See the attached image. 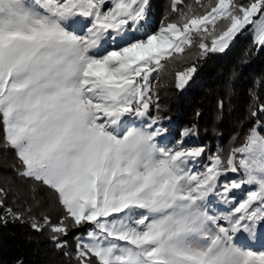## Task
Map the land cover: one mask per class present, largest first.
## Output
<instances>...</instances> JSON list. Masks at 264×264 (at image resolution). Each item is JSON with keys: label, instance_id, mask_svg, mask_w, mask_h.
I'll use <instances>...</instances> for the list:
<instances>
[{"label": "snow or ice", "instance_id": "snow-or-ice-1", "mask_svg": "<svg viewBox=\"0 0 264 264\" xmlns=\"http://www.w3.org/2000/svg\"><path fill=\"white\" fill-rule=\"evenodd\" d=\"M182 4L153 29L150 0H0V144L34 204L43 191L62 213L6 207L0 187V224L47 228L60 250L86 228L76 264H264L242 241L264 230V102L241 143L209 151L187 144L195 124L171 135L153 86L182 91L245 30L264 50V0Z\"/></svg>", "mask_w": 264, "mask_h": 264}, {"label": "trees", "instance_id": "trees-1", "mask_svg": "<svg viewBox=\"0 0 264 264\" xmlns=\"http://www.w3.org/2000/svg\"><path fill=\"white\" fill-rule=\"evenodd\" d=\"M187 4L195 5V0H183L180 6ZM165 16L175 19L170 0H150L149 22L153 29L158 28ZM195 63L197 72L182 91L175 89L171 75L162 74L159 82L153 80L159 102L166 109L161 114L170 118L167 123L172 136L178 137L185 127L195 124L199 134L188 139L187 144L205 146L209 151L222 146L227 151L233 134L239 137L236 143H241L253 123L245 119L249 105L253 101L264 102V50L257 51L252 32L245 30L223 53H210ZM221 99L222 110L217 107ZM18 166L14 151L0 144V187L8 190L5 206L20 212L31 207L33 215L48 214L55 223L62 215L61 209L43 191V199L36 206L30 184L16 174ZM3 212L0 208V215ZM85 230H73L65 238L68 246L60 250L47 228L37 232L28 222L9 218L6 224H0V264H76L74 237ZM261 247H264V230L256 238L255 248Z\"/></svg>", "mask_w": 264, "mask_h": 264}, {"label": "rangeland", "instance_id": "rangeland-1", "mask_svg": "<svg viewBox=\"0 0 264 264\" xmlns=\"http://www.w3.org/2000/svg\"><path fill=\"white\" fill-rule=\"evenodd\" d=\"M135 121H132L130 118L127 120V123H134ZM86 231V230H85ZM83 233H85V232H83ZM83 233H81V234H83ZM81 234H79V235H81ZM242 241L245 243V244H247V245H249V246H253V247H255V244H256V241H255V243H254V245L253 244H251V242H249L248 241V239H247V237L245 236V237H243L242 238Z\"/></svg>", "mask_w": 264, "mask_h": 264}]
</instances>
